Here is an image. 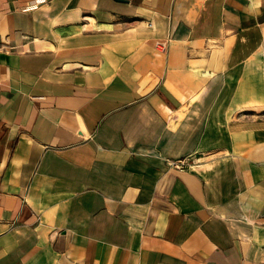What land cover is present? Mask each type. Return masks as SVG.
<instances>
[{
	"label": "crops",
	"instance_id": "crops-1",
	"mask_svg": "<svg viewBox=\"0 0 264 264\" xmlns=\"http://www.w3.org/2000/svg\"><path fill=\"white\" fill-rule=\"evenodd\" d=\"M0 264H264V0H0Z\"/></svg>",
	"mask_w": 264,
	"mask_h": 264
},
{
	"label": "built area",
	"instance_id": "built-area-1",
	"mask_svg": "<svg viewBox=\"0 0 264 264\" xmlns=\"http://www.w3.org/2000/svg\"><path fill=\"white\" fill-rule=\"evenodd\" d=\"M148 25H150V24H148ZM173 165H174V167H176L178 169H181L182 166H183L181 162H179V163H173Z\"/></svg>",
	"mask_w": 264,
	"mask_h": 264
}]
</instances>
